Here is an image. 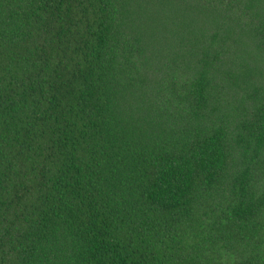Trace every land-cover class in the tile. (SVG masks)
Wrapping results in <instances>:
<instances>
[{"label":"trees","instance_id":"trees-1","mask_svg":"<svg viewBox=\"0 0 264 264\" xmlns=\"http://www.w3.org/2000/svg\"><path fill=\"white\" fill-rule=\"evenodd\" d=\"M0 264H264V0H0Z\"/></svg>","mask_w":264,"mask_h":264}]
</instances>
